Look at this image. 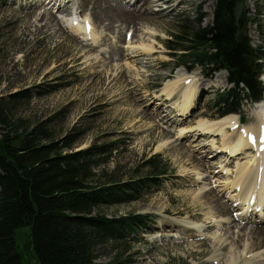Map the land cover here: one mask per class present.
I'll use <instances>...</instances> for the list:
<instances>
[{"label":"rangeland","instance_id":"1","mask_svg":"<svg viewBox=\"0 0 264 264\" xmlns=\"http://www.w3.org/2000/svg\"><path fill=\"white\" fill-rule=\"evenodd\" d=\"M57 1L0 0V103L13 111L10 113L13 123L24 127L47 123L57 138L68 135L71 139L80 138L72 151L113 145V150L103 158L106 163L97 170L102 183L126 184L151 175L146 162L154 155L160 154L167 161L166 177L171 181L162 188L149 189L148 194L135 202L102 210L109 218L139 215L148 219L149 230L129 242L135 264H211L208 261L217 254L221 264H236V260L245 264L247 258L251 259L249 264H264V245L250 234L255 226L264 228V212L257 216H263L259 220H239L236 214L241 205L234 206L230 201L239 194L241 184L237 188L233 184L246 164L255 167L258 179H264V167H259L256 161L264 158V146L260 150L246 146L244 152L233 157L215 151L224 131L205 136L195 128L202 119L218 120L217 110L212 106L218 95L231 88L228 73L205 71L199 66L175 68L177 58L172 57L174 53L182 55L181 49L187 44L185 39L175 38L178 34L183 37V25L202 15V26L211 25L217 0H139L134 6H129L131 0H107L112 7L119 5L117 8L138 11L141 17L135 22L132 16L117 19L99 0H66L61 6ZM66 4L72 8L69 14L62 10ZM247 5L259 23L250 29L252 45L264 50V0H248ZM78 8L80 15L75 14ZM44 10L53 12L61 24L54 17L50 24L41 21ZM73 15L78 22L86 17L93 19L96 29L92 36L78 33L77 23L71 22ZM111 24L114 30L109 29ZM95 40L98 42L94 44ZM80 45L87 47H84L87 52L77 54ZM94 45L95 50L90 51ZM144 47H151L152 51L148 53ZM86 72L95 77H85ZM217 78L219 85L215 84ZM169 80L180 81L181 87L197 82L195 106L183 117L179 115L184 108L183 92L182 98L167 102L162 95ZM168 104L174 107L172 119L165 117L170 110ZM257 104L251 107L245 101L238 114L229 116L237 118L240 129L254 128L262 113L255 108ZM133 112L146 117L139 122ZM155 125L159 130L150 133ZM229 132L232 135L233 129ZM196 159L211 169L203 172L194 167L197 162L192 164L190 160ZM216 162L218 166L213 165ZM255 196L264 200V192ZM217 199L233 207L225 217L218 210ZM160 207H164L163 213L157 211ZM211 214L214 220L229 218L246 229L226 222L216 224L218 228L211 232L215 230L222 235L226 242L223 247H216L217 241L209 237L185 230V225L192 227L188 220L203 222ZM165 234L173 238L166 241ZM124 250L123 241L101 249L97 264H115V258L123 257L117 251Z\"/></svg>","mask_w":264,"mask_h":264},{"label":"trees","instance_id":"2","mask_svg":"<svg viewBox=\"0 0 264 264\" xmlns=\"http://www.w3.org/2000/svg\"><path fill=\"white\" fill-rule=\"evenodd\" d=\"M247 1L217 0L213 23L203 27L204 15L188 21L183 37H175L186 40L185 48L172 47L183 51L172 56L175 68L228 73L231 88L212 106L218 117L238 114L245 101L253 106L263 98L264 50L252 45L250 29L259 23ZM9 109L0 103V264H97L101 249L122 241L125 250L117 253L123 257L115 264H135L129 242L149 230L148 219L109 218L102 210L162 188L171 181L167 161L154 155L146 162L151 175L102 183L97 170L113 145L72 151L80 138H57L47 123H13Z\"/></svg>","mask_w":264,"mask_h":264},{"label":"bare ground","instance_id":"3","mask_svg":"<svg viewBox=\"0 0 264 264\" xmlns=\"http://www.w3.org/2000/svg\"><path fill=\"white\" fill-rule=\"evenodd\" d=\"M65 2H66V0H58L57 4L61 3L60 4V6H61L62 4H65ZM110 2L111 1H107V0H99L98 3L99 4H102V3L106 4L107 8L114 12V16L117 19H122L123 20L124 17L126 19H128V17L132 16L133 17L132 18L133 19L132 22H135L139 17H141V16H139L141 14H139L138 11H135V9L130 11V9L128 10V8L127 9L117 8L119 5L117 7H112ZM128 3H129V6L130 5L131 6L138 5L139 0H131ZM52 7H54V6H52ZM62 8H63L62 10L64 12L68 13V14L71 13V11H72L71 5H69V4L68 5L66 4ZM80 9L81 8H78L76 10L75 14H77V15L79 14L80 15V13H81ZM72 14H73V12H72ZM25 16H33V15L32 14H25ZM51 17H54L53 20H56L57 24H61V22L56 18L55 14L53 12H48L47 10H44L43 14H41V21H44V22H47V24H50ZM76 21H77V17L73 15L72 16V21H71L72 24H75ZM51 22H53V21L51 20ZM93 24H94L93 19L91 21V19L88 18V17H86L84 20H82L80 22L77 21L78 33L81 34V35L87 36V37L92 36L93 33L95 32V29H96ZM109 29L114 30V26L111 24L109 26ZM96 42H98V40H95L93 43L95 44ZM80 46H81L80 48L76 49V50L79 51V53H78V51H76L77 54H80L82 52H87L86 50H84L87 47L82 46V45H80ZM95 47H96V45L90 46L89 50L90 51L95 50ZM143 50L148 52V53H150L152 51V48L151 47H149V48L144 47ZM118 56L122 57L123 53L119 52ZM92 75H93V73H90V72H86L84 74V76L87 77V78L88 77L89 78H91V77L94 78L95 74L93 76ZM101 78H99V79H101ZM179 82L180 81L169 80L165 84V87H163V94L162 95L165 96V102H167V101L174 100L175 97L182 98V95L180 94V92H183L184 97H183V101L182 102H183L184 108L182 106L183 111H182L181 114H179L180 117H183L185 114L187 115V113H189L190 110H192V108L195 106V100H196V97H197L198 88L195 86V85H197L196 81L195 82L193 81V82L189 83L187 86H184V87L178 86ZM215 84L216 85L220 84V79L219 78H217L215 80ZM125 103L127 105H129L130 102H128L126 100ZM167 106L170 108V110L165 115V117L168 118V119H172V116H173L172 115L173 114L172 110H173L174 107H172V105H169V104ZM255 108L262 110V113H261V117L258 119L259 120L258 121V125L256 127H254V128L240 129L241 126H239V125L237 126V123H238L237 118L236 117L227 116V117H224L222 119L211 121V122L209 120H207V119H202L199 122L198 126L195 128V130L199 131L201 133V135H205V136H207L209 134L213 135L217 131H221V130L224 131V133L221 135V144H220L219 147L215 148L216 149L215 151H219L221 153H228V155L230 157H233L234 155L240 153L241 151L244 152L243 149L246 146H250V145H253L258 150H260L264 146V99L260 103H258ZM133 115L139 119V122H140V119H143V118L146 117V115L143 116L141 113H139L137 115L136 112L135 113L133 112ZM187 129H190V128H187ZM229 129L230 130L233 129V134L232 135H229V134H231L229 132ZM156 130L157 131L159 130V126L158 125H155V126L151 127L150 128V133H152V132H154ZM164 133L165 132H162V134H164ZM253 138H255V139H253ZM192 147H193V145H192ZM195 161L197 162V165L194 164V167H197L198 169L201 168L202 171L203 170L208 171V170L211 169V167L206 166L207 164L205 165V163L199 162L200 161L199 159L190 160V163L193 164V163H195ZM256 161H257V165L259 167L260 166L264 167V158H263V156L259 157ZM213 165L218 166V163L216 162ZM239 171H240L239 173H242L243 175H247V177L243 178V175L241 177V175H239V173H237L236 176H235V179L237 180V182L234 183L233 185H236V188H237L238 184L239 183L241 184V186H240L241 188L239 189V194H237L236 196H232L230 198V201L232 202V205L237 206V207L241 205L240 206L241 209L236 214V218L239 219V220L244 219V218L247 219V220L248 219L259 220V218L262 219L263 216H259L258 218H257V216L260 213L263 215V212H264V200H263V198H258L256 196L255 197H253V196L256 195V194H260L261 192H264V179L261 180V179L257 178V174L258 173L255 170V167L252 168L250 164L249 165L246 164V166L241 168V170H239ZM203 172H205V171H203ZM257 181H260V182H257ZM203 200H205V199H203ZM215 203H218L217 207H218V210H220V213H221L222 217H225L226 215H228V212H231V209L233 208V207H228V205L226 203L222 202L219 199H217L215 201ZM200 204H201V202H200ZM215 206H216V204L212 205V208H214ZM163 209H164V207H160V208L157 209V211H159L160 213H163L164 212ZM213 213H214V211H213ZM216 213H218V212H216ZM248 215H249V217H248ZM217 218H219V217H217ZM214 219H215L214 215L211 214V217L208 218L206 221H203V222L194 223L191 220H188L187 224H191L192 227L189 226V225H185V230L186 231H193V233H197L200 236L209 237L212 241H214V242L217 241L216 247L218 245H220V247H223L226 242H225V240L224 241L222 240V238H221L222 235L221 236L218 235V232L215 231V230H214V232H211L212 229L213 228L217 229L218 225L216 226V224H219L221 222H226L228 225L235 226V227H238L240 224H236L235 220L231 221L229 218L228 219H224V220H222V218H220L219 219L220 221L219 220H214ZM255 227L256 228H253L252 231L250 232V234H251L252 238L258 239L260 244L264 245V228H262V226H255ZM238 228L239 229L242 228V230L246 229L245 226L238 227ZM229 230H230V228H229ZM240 237H241V235L239 236V239H240ZM169 238H173V237L169 236L167 234H165L164 237H163V239H166V241H170ZM192 245H194V244H192ZM219 255L220 254H217V256L216 255L213 256L212 259L209 260L208 262H211V264H214L213 262L215 260H217V261H219L218 263L221 264L222 261L220 260V257H218ZM259 256H262V255H257V257H259ZM250 260H251L250 258H249V260L247 258L246 263L249 264ZM237 262H238V260H236V264H238Z\"/></svg>","mask_w":264,"mask_h":264},{"label":"snow or ice","instance_id":"4","mask_svg":"<svg viewBox=\"0 0 264 264\" xmlns=\"http://www.w3.org/2000/svg\"><path fill=\"white\" fill-rule=\"evenodd\" d=\"M253 139H255V138H253Z\"/></svg>","mask_w":264,"mask_h":264}]
</instances>
